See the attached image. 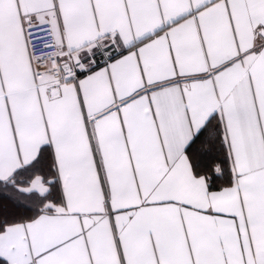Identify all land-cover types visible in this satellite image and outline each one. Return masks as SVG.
<instances>
[{
  "label": "snow or ice",
  "instance_id": "obj_1",
  "mask_svg": "<svg viewBox=\"0 0 264 264\" xmlns=\"http://www.w3.org/2000/svg\"><path fill=\"white\" fill-rule=\"evenodd\" d=\"M0 264H264V0H0Z\"/></svg>",
  "mask_w": 264,
  "mask_h": 264
}]
</instances>
